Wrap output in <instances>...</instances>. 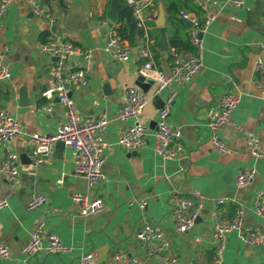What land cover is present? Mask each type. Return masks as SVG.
<instances>
[{"label":"crops","instance_id":"0c3cea01","mask_svg":"<svg viewBox=\"0 0 264 264\" xmlns=\"http://www.w3.org/2000/svg\"><path fill=\"white\" fill-rule=\"evenodd\" d=\"M192 1L202 9L204 21L213 16L202 31L201 66L186 82L172 83L158 92L154 83L150 85L145 92L148 102L139 116L148 132L144 144L136 150H126L117 143L120 131L133 123L132 119L119 120L117 112L123 102V87L136 85L139 76L141 61L135 58L134 50L147 43L154 65L165 73L170 72L171 48L178 53H195L193 44L188 49L178 37L180 32L189 35L181 20L182 11L176 17L183 30L177 22L168 21L160 0H151L145 8L143 25L137 23L132 35L133 30L127 26V5L120 9L116 23L107 18L112 0H40L54 16L52 24L33 15L25 0H10L0 13V57L12 72L9 79L0 80V110L19 120L22 130L10 142L0 143V161L8 148L19 159L15 180L0 177V197L8 199V206L0 210V240L10 249L9 257L0 264H71L86 252H93L98 264H114L113 256L120 251L130 255L129 264H160L148 256L135 237L137 228L147 221L163 229L167 255L176 257L177 264H215L211 210L212 199L218 197L228 199L218 207L223 221L230 220L237 208L243 209L240 231L227 235L222 264H264V250L245 244L240 236L249 228L264 235V218L253 209L256 192L264 187V157H254L245 145V132H252L259 136L264 150V93L254 84V79L264 73L256 71L257 64L264 67V0H247L241 7L231 0ZM174 2L194 15L186 11L187 0ZM160 8L165 18L162 26L155 23ZM104 19L132 37L133 44L122 39L133 51L127 61L116 60L105 51ZM52 25H56L54 30ZM54 35L89 53L88 58L71 57L65 67L66 72L76 61L87 71L85 84L69 85L68 96L75 101L78 113H105L108 119L102 134L106 142L102 166L105 179L93 185L76 172L75 150L69 146L56 144L52 155L40 164L29 158L30 135L52 133L65 118L66 107L58 101L57 93L51 111L43 109L47 103L43 92L56 60L42 52L39 44ZM162 35L167 50L160 49ZM228 91L236 92L239 101L231 123L222 125L218 136L236 150L234 154L221 153L212 145L206 124L207 110ZM172 92L167 121L181 128L182 151L175 159H164L154 150L153 131L158 110ZM248 167L256 169L252 182L236 187L237 172ZM174 191L198 193L207 199L201 220L188 232L175 230L170 206ZM77 192L89 199L101 198L102 210L81 214L72 198ZM35 194L45 195L47 201L29 210L26 205ZM141 199L146 201L144 209L138 206ZM261 199L264 202V195ZM40 220L45 222L43 243L55 234L70 246L68 254L54 255L44 250L30 256L21 253L22 243Z\"/></svg>","mask_w":264,"mask_h":264},{"label":"built area","instance_id":"2783aa9c","mask_svg":"<svg viewBox=\"0 0 264 264\" xmlns=\"http://www.w3.org/2000/svg\"><path fill=\"white\" fill-rule=\"evenodd\" d=\"M10 0L0 1V13L5 10ZM131 8L132 15L138 24L143 25L145 8L151 0H123ZM219 2V0H212ZM247 0H231V2L241 7ZM28 9L36 17L54 23L55 19L52 13L41 4L40 0H25ZM184 19L191 21L189 28L190 41L195 47V53H178L171 48L172 57L170 60V72L165 73L162 69L154 65L151 49L147 43L136 46L134 50L135 58L141 61L138 66V74L149 78L155 85V91L158 92L172 83H182L190 80L201 66L202 56V38L198 32L203 31L206 24L213 18L209 15L203 25L198 24L194 15L187 12H181ZM107 27V37L105 41V51L114 59L127 61L132 54V47L125 43L117 33L115 24L108 19L102 22ZM39 49L42 52L58 57L51 68V78L48 87L43 92L47 98L43 109L50 112L53 105V95L57 93L58 101L66 107L65 118L61 121L52 133H32L30 142L32 144L29 158L34 164L43 163L53 152L56 144L61 143L75 150V170L82 175L88 185H93L103 181L105 175L102 170L104 162V149L106 142L102 134L108 123L105 113L98 115L80 116L76 109L75 101L68 96L69 85L85 84L87 82V71L76 61H73V67L65 72L68 59L73 56L89 57L87 51L63 39L59 35H54L49 40L40 43ZM262 64L256 65V71L263 72ZM12 72L3 58L0 57V80L9 79ZM256 87L264 93V73L254 79ZM172 92L166 102L158 110V121L156 129L153 131L154 150L164 159H175L182 151L180 138L182 130L180 127L168 123L169 104ZM239 101V95L236 92L228 91L222 95L215 107L207 110L206 124L211 130L210 141L212 145L221 153L234 154L235 149L228 147L218 136V129L224 124L231 123V116ZM148 102L145 92L137 85H125L123 87V102L117 112L119 120L132 119L133 123L120 131L117 143L126 150H136L144 144L145 136L148 132V126L139 121V116ZM21 122L9 113L0 110V143L10 142L14 137L20 135ZM245 145L250 153L256 158L264 157V150L261 147L259 136L252 132H245ZM18 154L11 149H6L4 158L0 161V177L6 181H13L19 174ZM255 167L240 169L235 177L236 187H244L252 182L255 174ZM264 187L257 190L253 209L255 213L264 218ZM73 200L78 204L79 212L83 215L97 213L103 208L101 198L89 199L83 193H73ZM206 198L198 193L183 194L174 191L171 195L170 203L172 209V219L177 232H188L196 224V219L201 215V211L206 203ZM47 198L43 194H35L28 201L26 208L33 209L46 203ZM226 197L212 199L213 209L211 218L214 221L212 237L214 244V263L222 264L226 248V238L232 231H240L243 209L237 208L234 216L230 220L223 221L220 218L218 207L226 203ZM8 206V199L0 197V210ZM140 209H144L146 201H138ZM45 222L40 220L35 224L29 238L22 243L20 251L22 254L30 256L40 250L54 255H64L71 251L70 246L65 244L57 235H49L47 241L43 243L41 235ZM242 241L250 246L264 250V235L255 228L247 229L246 233L240 234ZM135 237L144 245L150 258L157 259L160 264H177V258L167 255L168 241L163 229L150 222H144L135 231ZM9 246L0 240V261L9 257ZM114 264H129L132 260L130 255L125 252H117L113 256ZM71 264H98L97 258L93 252L80 254ZM132 264H141L132 261Z\"/></svg>","mask_w":264,"mask_h":264},{"label":"trees","instance_id":"16d2710c","mask_svg":"<svg viewBox=\"0 0 264 264\" xmlns=\"http://www.w3.org/2000/svg\"><path fill=\"white\" fill-rule=\"evenodd\" d=\"M155 1H158V0H155ZM164 5H165V8H166V11L168 13V21H175L179 24V27L181 30H183V26L182 24H180V22L178 21V18L176 17L178 13H180L181 11H184L183 9H185V7H183L182 5H179L177 6L175 4L174 1L176 0H172V2H169V3H166L165 1L166 0H160ZM187 6L188 8L186 9V11H191L192 13H194V15L196 16L197 20H198V24L201 26L203 25V22L204 20L202 19V9L193 3L192 0H187ZM127 11H128V18H127V26L130 27V29H136L137 28V21L135 20V18L133 17L132 15V11H131V8L127 6ZM126 26V27H127ZM123 29H117V33L118 35L120 36L121 39H128V41L130 42V44H133L134 41L132 39V37L130 35H126L122 32ZM138 30V29H137ZM135 31H131V35L134 33ZM139 32V34L142 35V30L139 29L137 31V33ZM178 37L180 40H182V43L185 45L186 48H191L192 46V43L190 41V37L189 35H186V34H181V32L178 34Z\"/></svg>","mask_w":264,"mask_h":264},{"label":"water","instance_id":"95a60500","mask_svg":"<svg viewBox=\"0 0 264 264\" xmlns=\"http://www.w3.org/2000/svg\"><path fill=\"white\" fill-rule=\"evenodd\" d=\"M124 5H126V4L123 3L122 0H112V3H111V5H110V8H109V10H108V12H107V14H106V15H107V18H108L110 21L116 23V22L118 21V13H119L120 9H121ZM181 20H182V22L184 23V25H185L186 28L189 29V28L192 26V23H191L190 20H188V19H181ZM164 22H165L164 14H163L162 9L160 8V10H159V15H158L157 19L155 20V23H156V25H158V26H162V25L164 24ZM55 26H56V25H52V29H53V30L55 29ZM198 36H199V37H202V31L198 32ZM32 39H34V37H33ZM34 40H35V39H34ZM159 44H160V49H161V50H167L168 45H167V43H166V39H165V36H164V35L161 36V38H160V40H159ZM73 58H74V56H73ZM57 59H58V57H56V56L53 57V60H54V61L57 60ZM135 84H136L138 87H140L144 92H147V90L149 89L150 85L153 84V81H152L151 79H149V78H145V77H143L142 75H139V76L137 77V79H136ZM155 129H156V127H155ZM200 220H201V215H199V216L197 217V219H196V223H197L198 221H200Z\"/></svg>","mask_w":264,"mask_h":264}]
</instances>
